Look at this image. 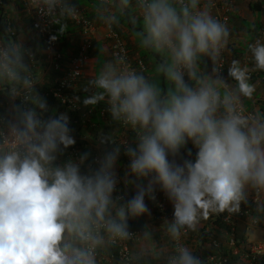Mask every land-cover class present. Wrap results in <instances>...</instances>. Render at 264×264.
<instances>
[{
	"label": "clouds",
	"instance_id": "9594fccd",
	"mask_svg": "<svg viewBox=\"0 0 264 264\" xmlns=\"http://www.w3.org/2000/svg\"><path fill=\"white\" fill-rule=\"evenodd\" d=\"M134 1L141 23L139 44L161 58L154 73L144 74L143 59L146 68L142 71L117 56L89 82L98 90L90 98L82 103L73 92L84 74L71 91L83 112L93 111L83 105L105 102L112 120L122 127L120 134L123 127L129 128L130 146H124L130 158L125 183L136 184V193L128 200L122 189L124 199L114 196L115 166L123 147L120 134V146L94 159L89 160L87 152L76 159H61L76 142L69 117L43 118L35 103L31 106L34 89L45 85L38 80L40 66L33 71L36 84L27 100L29 109L23 108L16 92L27 83L25 50L30 48L17 49L0 33L9 49L0 52V79H20L14 68L23 67L17 52L27 64L25 83L14 86L4 104L16 107L14 121L6 108L0 115V127L2 118L10 122L7 138L0 132V264H96L98 248L101 251L106 244L130 237L129 220L149 212L145 197L155 202L157 190L173 207L167 230L174 241L180 240L182 229L196 231L209 214L238 213L242 204H248L249 190L264 194V111L244 107V100L256 91L250 73L264 71V41L248 44L250 65L232 59L225 67L234 12L227 26L211 14L212 0ZM129 3L122 0L124 7ZM33 4L42 13L58 10L61 17L77 15L69 0H33ZM109 19L104 22L112 24L114 18ZM35 39L40 41L36 34ZM57 44L56 40L58 50ZM208 62L210 71L205 74L202 66ZM42 63V72L49 76L53 66L49 68L46 59ZM161 74L167 82L165 89L159 84ZM53 88L46 95H52ZM37 104L46 108L42 100ZM105 140L115 143L112 136L101 135L100 143ZM129 173L136 179H127ZM145 179L146 184L137 183ZM256 210L264 212V202L257 201ZM166 264H202V260L180 244Z\"/></svg>",
	"mask_w": 264,
	"mask_h": 264
},
{
	"label": "crops",
	"instance_id": "0c3cea01",
	"mask_svg": "<svg viewBox=\"0 0 264 264\" xmlns=\"http://www.w3.org/2000/svg\"><path fill=\"white\" fill-rule=\"evenodd\" d=\"M250 2H252V4L259 2L260 4L250 7ZM69 3L81 6L82 10L98 24L95 39L89 51L84 76L79 80L73 91L75 96L83 98L84 101V95L86 92L88 90H95V87L89 82L99 74L105 63L113 61L111 57L110 41L106 37V29L102 23L106 20H110V17L113 18L120 14L126 8H129L132 11L135 20H139L137 25L140 29L141 23L140 19L135 16L137 8L134 0H130L127 7L123 6L122 0H111L110 4L102 3L98 0H69ZM3 6H5V10L0 8V21H3V18L8 17L11 19L16 31L11 42L17 49L23 50L26 48H33L37 51L41 58V65L37 72L38 80L42 84H49V76L42 72L44 67L42 62L47 58L49 51L42 42L35 39V32L31 28V17L24 12L21 0H6L5 3L2 4V8ZM262 24H264V0H236V10L233 13L232 23L229 27L231 33L230 42L234 44L235 51L230 50L228 52L227 65L232 59L239 60L242 63V57L248 52V44H250L251 40L256 35L259 25L261 26ZM52 26L58 34L65 35V38L70 43H77L78 40L76 39H79V30L71 23L68 17H61L59 15L53 20ZM119 28L128 42L129 48L134 57H138L143 50L146 51L139 44V30L135 29L130 32L128 28L123 25ZM255 28L258 29L255 30ZM209 64L210 62L202 66V71L205 74L210 71ZM154 69L155 65L149 64V72L145 75L151 76L154 73ZM159 80H161L160 86L165 84L164 88L167 87V82L162 74L159 77ZM250 82L255 86L256 91L251 99L244 100V106L249 111H264V72L255 71V75L252 78L250 77ZM4 84L5 79H0V92L3 90L2 85ZM97 91L98 90H96V92ZM11 96V93L6 95L9 99ZM8 104L3 105L0 103V106L5 111L7 109L10 120L14 121L16 107L15 109L9 108ZM107 126H109L108 131H112L110 133L115 134L117 132V125L111 126V124L107 123ZM99 133H101V131ZM100 137V134L98 136H94L93 134L84 135L81 137V140L85 141L90 147L97 151L96 153L101 154L105 150L106 140L101 144ZM132 142L134 141L132 140ZM128 165L129 164H127L119 155L115 167L120 187L127 196L126 200L130 199L136 193V184L125 183V173L129 171ZM127 179L135 180L136 178L129 173ZM137 183L146 184L147 181L137 180ZM253 193L252 190L248 191V199ZM170 206H172L171 203ZM147 207L149 209L148 213L129 220V222L142 224L141 234L132 244V253L136 264H166V259L173 253L176 242L172 239L167 230L171 221L168 219H162L153 207L148 205ZM211 215L213 214H209L207 219L200 222L196 231L188 230V233L183 235L182 240L184 245H187L191 249L193 247L195 249L200 247V240L197 232L202 227H207L205 230L213 231L220 239L224 237L222 232L220 234V231L209 225L212 218ZM241 223L243 222L239 223V233L248 237L250 231L254 228H246L243 231L241 230ZM205 246L206 245L203 244L201 248L205 250ZM100 249L104 255H107L111 250V246L106 244Z\"/></svg>",
	"mask_w": 264,
	"mask_h": 264
},
{
	"label": "built area",
	"instance_id": "2783aa9c",
	"mask_svg": "<svg viewBox=\"0 0 264 264\" xmlns=\"http://www.w3.org/2000/svg\"><path fill=\"white\" fill-rule=\"evenodd\" d=\"M101 2L108 3L110 0H99ZM23 4V10L31 17L32 28L39 40L44 42L48 49V56L46 58L48 67L52 66L55 69L63 71V74L58 80L57 85L51 90L52 95L58 99L62 105H65L69 111L75 112L80 115L78 119H73L75 124H84V122L90 116L91 110L83 112L81 103L71 94L76 82L83 76L85 70V64L88 59V52L92 47L98 25L90 19L83 10L76 4H72L76 7L77 15L75 18H71V21L79 28L81 33V42L79 50L76 54L70 53L67 65L64 68V56L56 48V38L52 32L51 22L59 15L58 10L54 13H42L38 11L37 6L33 4V0H21ZM211 14L230 25L231 15L236 10V0H212ZM103 26L106 29V37L110 40L111 44V56L114 60L117 56H124L128 65L137 70H145L146 65L140 58H134L131 55L130 49L122 37L119 31H117L110 22H103ZM7 32L10 36H14V28L7 22ZM260 39L264 41V24L259 28L255 40ZM230 44V43H229ZM229 48V46H228ZM0 52H9L8 46L5 45L0 35ZM229 52V51H228ZM228 52L225 53V67H227ZM25 57L28 61V73L27 83L16 92V96L21 98L23 108L29 109L27 100L29 98L31 88L36 84L33 71L41 65V58L37 51L33 48L25 50ZM242 65H250V55L247 52L242 57ZM13 67V66H12ZM264 72V71H263ZM255 75V71L250 73L252 78ZM245 107V106H244ZM246 111H249L245 108ZM108 111V105L101 110L102 114ZM3 126L0 127V132L3 133L4 138H7L9 134L10 122L6 123L7 118H2ZM124 131L120 134V144L125 146V143L130 146V141L127 135L129 128L123 127ZM73 132L75 130L73 129ZM72 132V134H73ZM74 136V135H73ZM80 150L77 146L72 145L69 151V157L76 159L80 154ZM100 153L94 155L96 158ZM93 158V159H94ZM129 161L130 158L128 157ZM145 181H147L145 179ZM156 201L153 202L145 197V204L151 205L162 219H168L172 221L173 207L170 206V202L166 199L164 194L160 191H156ZM114 196H119L124 199L126 196L122 193L119 182L116 185ZM251 202L248 204H242L241 210L238 213L224 214V221L229 225L224 231L223 238H213L209 243H205V248H215L206 258L207 264H260L264 259V217L261 218L256 214L257 201L264 202V194L259 196L253 193L250 196ZM243 222L247 227L260 228L263 230V238L259 240H250L245 235L239 233V223ZM131 235L127 240H118L115 243H110L114 247L112 252L104 255L99 248L96 251V264H135L134 256L131 249V244L135 242L141 234L140 229H129ZM187 229L181 230V240L175 242V247L183 244L182 237L187 234ZM221 247H227L228 252L221 251ZM235 259L232 260V258Z\"/></svg>",
	"mask_w": 264,
	"mask_h": 264
},
{
	"label": "trees",
	"instance_id": "16d2710c",
	"mask_svg": "<svg viewBox=\"0 0 264 264\" xmlns=\"http://www.w3.org/2000/svg\"><path fill=\"white\" fill-rule=\"evenodd\" d=\"M0 8L5 10V6H3L2 8V4L5 3L6 0H0ZM74 4V3H73ZM257 4H260L259 2H255V4H252V2H250L249 6L250 7H254ZM78 5V4H77ZM136 16V14H135ZM114 19H111L113 27L119 31L120 33V26L123 25L125 27L128 28V30L130 32L134 31L135 29L141 31L140 27L137 25V22L139 20H135V18L132 15V11L129 8H126L123 12H121L120 14L116 15L113 17ZM7 22L10 23V25L13 27L12 21H8V18H3V21H0V33L4 36V39L9 43L11 41V37L10 34L7 32L6 27H7ZM262 27V25L258 28ZM14 28V27H13ZM258 28H255L258 29ZM54 30V29H53ZM136 30V31H137ZM259 29L257 30L258 33ZM57 40V46H58V50L62 52L63 56H64V61L69 59L70 53L76 54L78 52V48L80 45V31H79V39L77 43H70L66 38L65 35L63 34H58L57 31H53ZM256 33V34H257ZM123 35V33H122ZM124 36V35H123ZM255 38V36H254ZM254 38L251 40L250 43H252V41L254 40ZM14 48L12 47V50ZM146 51L143 50V52H140V54L138 55L139 58L143 59L147 65V69L144 72V74L149 72V64H157L159 62H161V58L159 56H157L156 54H154L153 52L145 49ZM229 50L235 51L234 48V44L230 43L229 44ZM17 54L20 57V62L22 64V68H17L14 66L15 71L18 72L20 79L18 80H9L8 82H6L7 80H5L6 84L3 85V90L0 92V103H2L3 105L6 103V95L10 93V91H12V88L14 86H21L22 84L25 83L26 81V72H27V64L25 62V59L21 58V55L19 52H17ZM155 61H154V59ZM62 71H59L57 69H55L54 67H52L49 71V80L50 83L49 84H45L44 86H40L34 89L33 91V95L31 97L30 100V104L32 106L33 103L34 104V108L36 109V112L41 114L43 118H48L51 116H58L60 114H65L69 117V126L75 130V132H73L72 135H74L73 137L75 138V146L78 147V149L80 150V155H83L85 152H87L89 154V160L94 158V155L96 154L97 151H95L92 147H90L85 141L81 140V137L84 135H91L93 134L94 136H98L100 134L107 137V136H112L115 140V143H113L112 140H106V147L105 150L111 151L113 148H115L116 146H120L119 141L117 140V137L119 136L122 127H117V132L114 133H110L112 132L111 130L108 131V127L107 123H111L112 125H118L120 126V124L118 122H115L112 120L111 115L109 112H107L105 115L101 114V109L103 107H105V102L102 101H98L94 106H86L83 105V107L85 109L88 108H92L93 107V111L91 113V117L90 119H87L84 124L80 125V124H75V122H73V119H78L77 117H80L79 114L69 111L65 106H63L60 101H58L57 99H55L52 95H46V92H49L50 88L55 87L57 84V78L62 74ZM164 78V77H163ZM3 79V78H2ZM5 79V77H4ZM165 84L160 86L162 89L164 88ZM45 90V91H44ZM96 88L95 90L91 91L88 90L86 92V94L84 95V99L85 98H90L93 94H95L96 92ZM3 92V93H2ZM79 99L82 101L83 103V98L79 97ZM38 100H42L45 102L46 108L45 109H40L38 107L37 101ZM5 110L0 106V115L4 114ZM102 129V130H101ZM101 131V133H99ZM130 138L134 141L132 142L131 146L134 147L135 144V133L132 131L129 134ZM72 146H69L68 149L65 150L64 156L61 159H67L69 158V151L70 148ZM120 157H122L123 160H125V162L128 164V160H127V155L124 152V148L120 147ZM88 161H85V163H87ZM251 202V199H248V203ZM242 206V205H241ZM226 212L223 213H219V214H213L211 215V220L209 222V225L211 227H214L216 230L220 231L224 234V231L226 230V228L229 227V225L224 221V214ZM256 214L258 216H260L261 218L264 217V212H257L256 210ZM129 223V229L133 228V229H141L142 228V224L141 223H133V222H128ZM207 229V227H202L200 228V230L197 232V235L199 236V240H200V247H197V249H195L194 247L192 248L193 254L198 256L201 260H202V264H207L206 262V258L207 256L214 250H216L215 248H210L207 247L205 248V250H203L201 248V246L207 242H211L213 240V238H219L218 235L216 233H214L211 230H205ZM221 251L226 253L228 252V248L227 247H221ZM235 259V257L232 258V260ZM261 264H264V259L261 260Z\"/></svg>",
	"mask_w": 264,
	"mask_h": 264
},
{
	"label": "rangeland",
	"instance_id": "374dc122",
	"mask_svg": "<svg viewBox=\"0 0 264 264\" xmlns=\"http://www.w3.org/2000/svg\"><path fill=\"white\" fill-rule=\"evenodd\" d=\"M153 59H154V57H153ZM154 61H155V59H154ZM155 66H156V64H155ZM152 69H153V67H152ZM159 84L161 85V80H159ZM241 228H242L241 230L244 231L246 229V226L241 223ZM248 237L252 241L256 240V239H261L263 237V231L260 229H252L250 231V235Z\"/></svg>",
	"mask_w": 264,
	"mask_h": 264
}]
</instances>
